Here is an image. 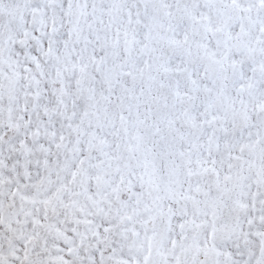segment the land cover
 <instances>
[{"label": "snow or ice", "instance_id": "obj_1", "mask_svg": "<svg viewBox=\"0 0 264 264\" xmlns=\"http://www.w3.org/2000/svg\"><path fill=\"white\" fill-rule=\"evenodd\" d=\"M0 264H264V0H0Z\"/></svg>", "mask_w": 264, "mask_h": 264}]
</instances>
